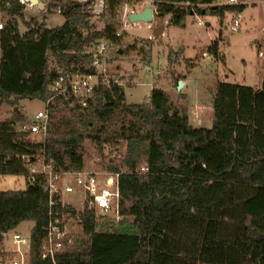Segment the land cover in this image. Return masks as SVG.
I'll return each instance as SVG.
<instances>
[{"label":"trees","instance_id":"obj_1","mask_svg":"<svg viewBox=\"0 0 264 264\" xmlns=\"http://www.w3.org/2000/svg\"><path fill=\"white\" fill-rule=\"evenodd\" d=\"M59 1L64 23L46 28L38 18H24L20 0H0V13L9 18L0 30V104L21 99L45 104L58 71L92 72L91 49L99 41L119 46L116 54L136 49L117 36L124 0H105L102 30L89 21L88 3ZM217 1L153 0L156 17L171 15L172 26H180L191 10L199 15L209 10L223 21L226 12L245 9L197 6ZM186 3L194 8L176 7ZM143 42L139 50L150 62L153 44ZM220 43L221 32L207 52L224 63ZM212 109L210 128L193 127L171 110L162 90L153 89L147 104L127 105L123 88L112 81L96 86L84 106L50 102L48 129L38 140L20 130L28 122L14 109L11 119L0 121V176H21L26 186L0 192V257L4 235L28 221L33 228L27 264H264V67L257 87L218 82ZM86 140L99 155L109 147L108 153L117 155L106 168L120 174L119 209L131 219L132 232H100L95 211L58 208L59 215L77 221L79 232L53 263L41 253L49 219L44 178L35 175L30 184L29 168L44 156L57 168L81 170ZM120 143L125 147L119 156Z\"/></svg>","mask_w":264,"mask_h":264},{"label":"rangeland","instance_id":"obj_2","mask_svg":"<svg viewBox=\"0 0 264 264\" xmlns=\"http://www.w3.org/2000/svg\"><path fill=\"white\" fill-rule=\"evenodd\" d=\"M39 1L44 5L42 11L28 3L20 2L23 5L24 18L26 20L38 18L46 28L61 26L64 23L61 2L59 0ZM254 1L253 4L245 6V9L240 13L241 22L238 31L230 34L228 31L229 13L226 12L224 20L220 21L218 17L210 15L206 5H198L199 8L208 10L205 15L195 14L191 10L180 26L169 25L171 17L168 15L162 20L154 16L151 24L139 23L128 29L124 25V19L122 21L123 15L131 11L140 12L145 7H150L151 4L124 0L125 6L117 17L119 23L117 33L121 36V44L136 49L128 50L126 53L118 51L119 53L116 54L120 47L108 44V59L106 68H104L105 79L116 81L123 88L127 105L147 104L151 91L160 89L165 93L171 110L185 115L191 126L210 128L211 125L206 126L205 123L207 122L210 97L211 94L214 95L218 82L257 87L262 79L263 58L257 56V51L264 43V0ZM64 2L88 3L89 21L97 30L103 29L104 23L100 16L104 11L105 0H64ZM215 5L217 8L229 7L225 5V0H218ZM183 8L186 9L187 6L185 5ZM8 19L5 14L0 13V23L3 26ZM198 21L203 25L198 26ZM160 25H164L162 33L154 35V28ZM19 29L20 32L25 30L21 24ZM220 32L223 43L219 44V48L224 55V63L220 60L215 61L207 52V47L218 38ZM144 40L151 41L153 44L150 62L147 60L146 51L139 50V48H143ZM203 53L206 54V57H203ZM48 66L50 70H55V61L52 58H49ZM182 80L185 81V84L178 92L176 86L178 81ZM200 105L203 111L198 114L197 107ZM14 109L20 111L29 124L34 121L38 112L45 111V104L36 99H21L12 104L3 102L0 104V121L11 119ZM29 137L32 140L39 138L38 135L31 134ZM124 147V143H120L116 147L118 150L116 153L119 156L124 153ZM109 149L112 148L109 147ZM109 149H106L103 154H108ZM83 155L85 165H87L98 155V151L91 142L86 140L83 143ZM114 155L116 160L117 155ZM35 168H39V165H36ZM25 186L26 181L21 176H0V192L23 190ZM123 220L125 222L117 225L115 217L110 219V222H107L109 223L107 231L132 232L131 219L123 217ZM32 228V222L24 221L14 230L5 234L2 242L4 256L0 258L24 256L25 264H27L29 248L12 250L10 240L13 233L27 238ZM71 231L73 234H77L79 228L74 224L71 226Z\"/></svg>","mask_w":264,"mask_h":264},{"label":"built area","instance_id":"obj_3","mask_svg":"<svg viewBox=\"0 0 264 264\" xmlns=\"http://www.w3.org/2000/svg\"><path fill=\"white\" fill-rule=\"evenodd\" d=\"M134 1L151 4L153 16L156 17L158 9L153 0ZM250 4H252L250 0H225V5L229 7H245ZM185 5L194 8L189 3L178 4L176 7ZM103 6L105 8V5ZM206 6L216 7L215 3ZM132 12H126L122 18L128 29L139 24L129 22L128 17ZM169 16L171 17V15ZM240 22V13L231 15L228 25L230 34L238 31ZM197 25L202 26L203 24L198 21ZM2 27L3 25L0 23V30ZM117 36H119L118 33ZM107 47V41L102 40L92 48L90 66L93 70L91 73L80 74L76 71L64 75L58 71L57 77L49 87L51 96L45 103V111L38 112L34 121L20 127V130L31 135H43L48 129L47 106L50 102L63 99L70 100V106L76 103L84 106L96 86H109L112 80L105 79L106 72L104 70L108 59ZM257 56L264 59V43L258 48ZM203 57H206L205 53H203ZM113 83L118 85L116 81H113ZM114 160V154H98L90 164L84 165V168L75 171L57 168L52 160L46 161L44 156H40L37 158V163L29 168L27 181L33 184L35 175H42L44 178L43 187L48 196L49 219L47 225L42 228L41 253L43 258H48L54 263L55 256L62 253L67 245L71 243V235L73 234L71 226L77 225V221L72 219L70 215H59L58 208L72 209L76 213L85 210L95 211L97 214L96 230L100 232L107 231L109 224L107 222H110L109 220L114 219V217L117 225L121 224L123 216L119 209L120 192L118 185L120 174L111 172L106 168V165ZM36 165H39V168H35ZM141 172H145L144 166L141 167ZM10 244L12 250L18 251L20 248H29L28 237L26 238L18 233L11 235ZM0 264H25V259L24 256H18L17 258L5 256L0 258Z\"/></svg>","mask_w":264,"mask_h":264},{"label":"water","instance_id":"obj_4","mask_svg":"<svg viewBox=\"0 0 264 264\" xmlns=\"http://www.w3.org/2000/svg\"><path fill=\"white\" fill-rule=\"evenodd\" d=\"M22 3H28L31 6L36 7L39 11L44 9V5L39 0H22ZM154 19L153 10L151 7H145L140 12H132L128 20L130 23H143V24H151ZM164 29V25H160L157 28H154L153 34L160 35ZM183 87V82L178 81L176 90L179 92Z\"/></svg>","mask_w":264,"mask_h":264},{"label":"crops","instance_id":"obj_5","mask_svg":"<svg viewBox=\"0 0 264 264\" xmlns=\"http://www.w3.org/2000/svg\"><path fill=\"white\" fill-rule=\"evenodd\" d=\"M251 2H252V4L255 2L254 0H250ZM191 16H192V13L190 14ZM230 17H231V15H230ZM182 23V22H181ZM224 28H226V26H224ZM263 34H264V31H263ZM213 42V41H212ZM211 42V43H212ZM222 54V53H221ZM224 56V55H223ZM264 64V63H263ZM264 67V66H263ZM262 71H263V69H262ZM262 77H263V74H262ZM261 77V78H262ZM262 80V79H261ZM260 80V82L258 83V85L257 86H259L260 84H261V81ZM182 82H183V84H185V81H183L182 80ZM213 96L214 95H212L211 94V97H210V105L208 106V116H207V122L205 123L206 124V126H209V125H212V121H213V118H212V113H213V109H212V101H213ZM201 111H203V108L201 107V105L200 106H198L197 107V113L199 114V113H201ZM200 122V121H199ZM201 124V123H200Z\"/></svg>","mask_w":264,"mask_h":264}]
</instances>
